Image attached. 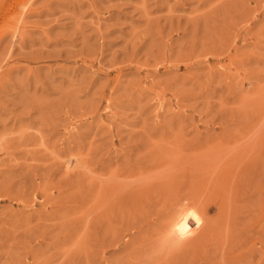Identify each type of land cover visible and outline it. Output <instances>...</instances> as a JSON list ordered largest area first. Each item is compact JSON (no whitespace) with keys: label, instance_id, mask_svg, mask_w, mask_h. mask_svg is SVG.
<instances>
[{"label":"rangeland","instance_id":"rangeland-1","mask_svg":"<svg viewBox=\"0 0 264 264\" xmlns=\"http://www.w3.org/2000/svg\"><path fill=\"white\" fill-rule=\"evenodd\" d=\"M0 264H264V0H0Z\"/></svg>","mask_w":264,"mask_h":264},{"label":"bare ground","instance_id":"bare-ground-1","mask_svg":"<svg viewBox=\"0 0 264 264\" xmlns=\"http://www.w3.org/2000/svg\"><path fill=\"white\" fill-rule=\"evenodd\" d=\"M77 159H78V158H77ZM71 160H72V159H71ZM71 160H68V162H66V163H68V166H69V167H71V166L73 165V164H72L73 162H72ZM68 169H69V168H68ZM186 216H187V215H186ZM188 216H189V215H188ZM195 219H196V218H195Z\"/></svg>","mask_w":264,"mask_h":264}]
</instances>
